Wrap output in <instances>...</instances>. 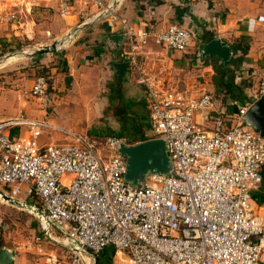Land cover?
Wrapping results in <instances>:
<instances>
[{"label":"built area","instance_id":"built-area-1","mask_svg":"<svg viewBox=\"0 0 264 264\" xmlns=\"http://www.w3.org/2000/svg\"><path fill=\"white\" fill-rule=\"evenodd\" d=\"M92 1L102 8L99 15L112 14L104 0ZM112 19L111 27L118 23L125 34L122 57L146 89L153 137L166 141L172 172L134 185L119 153L126 137L98 140L21 114L0 119V198L14 204L24 188L35 203L17 206L68 249L67 264H96L110 246L115 264H263L264 212L253 191L263 180L264 137L244 116L264 94V77L249 103L234 102L224 112L214 95L178 89L165 69L143 58L150 42L186 51L194 40L188 28L152 32L116 14ZM76 33H67L58 50ZM50 87V78L39 75L31 94L45 99ZM45 130H60L66 139L41 144ZM46 262L63 263L54 253Z\"/></svg>","mask_w":264,"mask_h":264},{"label":"crops","instance_id":"crops-1","mask_svg":"<svg viewBox=\"0 0 264 264\" xmlns=\"http://www.w3.org/2000/svg\"><path fill=\"white\" fill-rule=\"evenodd\" d=\"M90 1L92 4L83 13L86 22L82 25H79L81 22L75 24L74 29L69 28L70 31L77 30L74 39L65 48L53 53L57 62L61 59V64L54 66L52 71L57 76L66 73L70 87L60 97L50 99V103L47 100L45 104L39 103L37 111L35 106L28 107L30 113L32 111L39 114L40 119L46 118L55 127L76 131L98 140L110 135L123 136L127 138L129 145L154 139L152 131L147 130L151 128L146 108L149 97L145 87L138 82V74L129 67L122 82H119L113 67L114 63L124 62L122 56L127 50L126 40L118 50L109 39L112 34H122L118 23L111 27V23H115L112 19L115 14L127 18L132 25L144 26L152 32H161L174 24L192 32L194 40L186 51H169L150 42L143 52L146 63L154 69H165L180 90L214 95L221 89L222 94L225 93V88L220 85L223 70L214 66L223 65V62L216 60V57H208V61H205L198 48L200 43L217 37L227 42L234 51L229 68L235 64L236 71L253 73L254 70L256 73L263 70L264 73V0H104L106 5L111 6L112 14L103 17L99 15L102 8ZM83 34L85 36L79 40ZM99 63L108 68V78L104 90L102 89L107 92L104 99L94 97L98 94L97 88L101 87L102 81L99 78L92 91H85V79ZM231 74L232 76L227 74L228 78L242 86L246 94L245 102L227 98L234 109V102L241 105L249 103L254 93L250 91V84L238 80L234 71ZM216 102L217 107L223 110L220 103ZM92 103L95 104L94 108ZM57 107H66L67 114L72 110V115L66 118L62 116V119L68 120L67 125L58 123L51 117ZM88 119L94 120L95 128L102 132L103 138H96L91 133L92 129L86 132L85 124ZM109 128H113L110 134L107 133ZM65 137L63 133H59L55 139L44 143L65 141ZM255 194L264 200V170L262 183L253 191L256 206L264 212V202L260 203ZM66 259L62 260V264H67ZM22 263L25 264L24 258L16 255L15 264Z\"/></svg>","mask_w":264,"mask_h":264},{"label":"rangeland","instance_id":"rangeland-1","mask_svg":"<svg viewBox=\"0 0 264 264\" xmlns=\"http://www.w3.org/2000/svg\"><path fill=\"white\" fill-rule=\"evenodd\" d=\"M91 4L90 0H0V119L21 114L40 118L39 114L32 111L30 113L28 107L35 106L37 111L40 108L38 105L45 104L46 100L50 103V99L60 97L66 88L70 87L67 82L68 77H65L66 73L57 76V73L52 71L54 66L61 64V59L57 62L58 59L53 53L40 56L25 53L65 38L67 33L71 32L69 28H73L79 22H81L79 25L86 22L83 13ZM84 36L85 34L79 40ZM234 66L236 65H231L230 68L227 66L229 75L232 76L231 72L234 71L239 77L238 80L250 84V91L255 94L264 76L263 70L256 71V73L254 70L253 73L246 70L240 72L236 71ZM107 70V66H102V63L95 65L91 74L85 79V91H92L91 89L94 88L99 78L102 81V88H97L98 94L94 97L104 99L107 95V92L103 91L108 78ZM39 75H46L50 78L52 87L48 92L49 97L46 96L45 99L36 98L31 94L33 80ZM220 90L214 93V97L222 106V111L233 110L231 101L224 99L223 91ZM58 93L59 95L56 96ZM52 104H54L53 101ZM52 104L50 108L53 107ZM92 104L94 108L95 104ZM146 108L149 117L151 110L149 100H147ZM65 109L67 108H55L51 117L58 123L67 125L68 120L62 119V116L66 118L72 115V110L67 114ZM136 112L141 113V111ZM148 121L150 123L149 119ZM85 126L87 127L86 132L92 129L91 133L96 138H103L102 132L95 128L94 120L88 119ZM112 129H107V133L110 134ZM147 130L150 132L152 128H147ZM59 133L62 132L45 130L39 141L41 144L52 141ZM75 133L78 132L75 131ZM1 191L5 190L1 188ZM0 199V248L12 249L20 258H24L25 264H47L46 258L51 252L61 260L66 259L69 254L68 250L43 233L35 214L6 202L3 198ZM15 199L18 203L25 201L29 206L35 203V199L28 196L24 188ZM51 233L56 237L60 235L56 229ZM262 263L264 264V257ZM112 264L115 263L112 261Z\"/></svg>","mask_w":264,"mask_h":264},{"label":"water","instance_id":"water-1","mask_svg":"<svg viewBox=\"0 0 264 264\" xmlns=\"http://www.w3.org/2000/svg\"><path fill=\"white\" fill-rule=\"evenodd\" d=\"M109 39L115 43L116 48L119 50L121 43L125 40V34H112ZM61 44L62 41L57 40L25 54L38 56L54 53ZM198 48L202 59L216 57L223 62L224 66H228L234 55L232 47L220 37L202 42ZM113 67L116 70L118 81L122 82L129 68V62L114 63ZM244 118L247 125L264 137V94L250 106ZM119 153L125 156L127 161L125 179L134 185H143L146 177L150 174H169L172 172L170 151L166 141L162 138H155L137 144H122L119 147ZM4 199H7V197L5 196ZM14 204L18 205L19 203L16 201ZM28 209H32V207L28 205ZM37 213H41V211L38 210ZM15 259V251L6 247L0 248V264H15Z\"/></svg>","mask_w":264,"mask_h":264},{"label":"trees","instance_id":"trees-1","mask_svg":"<svg viewBox=\"0 0 264 264\" xmlns=\"http://www.w3.org/2000/svg\"><path fill=\"white\" fill-rule=\"evenodd\" d=\"M219 58H216V60ZM205 61H208L205 59ZM218 70H223L222 71V80L220 82V85L225 88V95L223 96L224 99L230 98L233 100H237L240 102H245L246 101V94L243 91L242 86L239 84H236L234 80L229 79L227 74H228V69L227 67L221 65H214ZM51 88V87H50ZM260 203H263V199H259L258 195H254ZM264 196V195H263ZM115 253V250L113 247L106 248L97 258V263L96 264H112L113 261V255Z\"/></svg>","mask_w":264,"mask_h":264},{"label":"bare ground","instance_id":"bare-ground-1","mask_svg":"<svg viewBox=\"0 0 264 264\" xmlns=\"http://www.w3.org/2000/svg\"><path fill=\"white\" fill-rule=\"evenodd\" d=\"M65 44H68V42H65ZM1 198H3V197H1Z\"/></svg>","mask_w":264,"mask_h":264}]
</instances>
